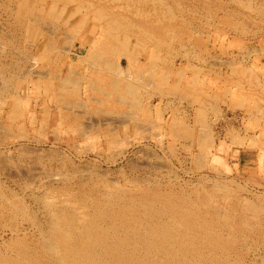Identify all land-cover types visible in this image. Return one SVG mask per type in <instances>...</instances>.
<instances>
[{
  "label": "rangeland",
  "instance_id": "1",
  "mask_svg": "<svg viewBox=\"0 0 264 264\" xmlns=\"http://www.w3.org/2000/svg\"><path fill=\"white\" fill-rule=\"evenodd\" d=\"M98 1L76 0L68 6L59 3L54 16L46 12L39 25L28 29L30 20L19 18L17 11L21 6L35 15V10L43 6L42 0H0V193L20 206L24 199L30 212L39 214L36 224L42 215L31 201L32 194L40 200L53 193L64 199L66 189L73 193L80 188L88 191L96 183L115 182L118 188L130 190L158 181L157 187L172 186L204 209L217 205L221 210L242 214L246 198L264 207V16L247 7H264V0H243L244 6L233 0H218L231 10L228 20L219 3L213 1ZM91 3L118 14L112 16L116 22L106 29L120 39L128 35L126 51L138 60L131 74L117 77L103 63L91 65L83 61L81 49L75 55L84 34L79 22L87 14L88 22L94 17ZM53 4L47 0L44 8L48 11ZM80 5V12L74 15ZM169 8L176 16L173 28L163 32L161 28L171 24ZM101 22L104 26L105 21ZM143 25L150 29L147 33L167 40L169 46L155 48L141 35ZM35 57L39 58L34 59L37 64L33 62ZM126 57H120V66L127 71ZM31 60L36 64L32 69ZM151 62L157 65L143 69ZM71 69L81 74V82L93 80L108 91L115 79L121 84L135 81L139 91L124 95L129 101L140 99L141 107H131L130 102L119 106L112 98L102 103L84 98L82 103L69 94L72 84L67 86L68 91L59 90ZM37 74L41 77H34ZM60 95L68 97L63 100ZM15 96L21 99L17 102ZM15 103L23 116L14 115ZM126 116L130 119L125 121ZM80 128H113L119 138L106 144L104 136H79ZM185 129L190 132L189 138L184 137ZM136 137H141L140 142L131 143L130 139ZM123 146L126 151L118 157V149ZM57 173L60 180L49 184L48 176L58 177ZM17 217L21 225L18 234L35 249L36 229L20 214ZM0 223H5L1 217ZM3 229L6 227L0 226V251L6 252L3 241L14 234ZM258 252L254 264H264V253Z\"/></svg>",
  "mask_w": 264,
  "mask_h": 264
},
{
  "label": "bare ground",
  "instance_id": "2",
  "mask_svg": "<svg viewBox=\"0 0 264 264\" xmlns=\"http://www.w3.org/2000/svg\"><path fill=\"white\" fill-rule=\"evenodd\" d=\"M51 1H53L54 4L52 8L47 11L44 8V4H46L47 0H42L43 6L35 10V15H30L20 6L17 11L18 17L28 18L31 22L28 29H31L39 25V20L44 13L47 12L50 16H54V10L57 4L62 3L68 6L76 2V0ZM151 1L165 4V0ZM193 1L198 2V0ZM205 1L219 3V10L224 13L223 17L227 20L229 19L227 13H230L231 10L224 7L223 2H218V0ZM233 1L240 6H244L243 0ZM101 2H103V0L98 1V3ZM91 7L94 16L93 19L88 22L89 18L87 14L86 17L79 22V27L83 28L84 34L83 40L75 55H77L78 51L80 52L81 49L83 61L86 60L89 64L94 66L103 63L109 68L110 73L112 72L117 77H125L124 74L126 73L127 75L131 74V71L137 66L138 60L135 61V57L133 55L131 56L126 51L130 44L128 35L120 39L119 35L110 34L108 31L112 27V23L116 22L113 20L112 16L118 14H115L113 10L109 8L105 9L103 6L96 7L95 3H91ZM247 7L250 11L252 10V12L264 16V7L257 6L256 8H251V4ZM61 10L63 11V9ZM80 10L81 5L77 7L74 15L80 12ZM232 11V13L239 14L236 10ZM167 13L171 20L169 21L171 24L162 27L161 31L163 32H165L164 29L171 30L173 28L172 20H174L176 16L171 8L167 10ZM101 21H105L104 26ZM146 25L142 26V31H140L141 35L147 37L155 48H160L163 45L169 46L167 40L158 39L152 36L151 33H147L150 29L147 28ZM106 26L109 29H106ZM152 28L156 31L159 30V27ZM50 32L52 31H49V33ZM64 36L66 37L67 35ZM28 37L30 38V36ZM117 41L119 45L115 43ZM63 47L64 46L61 48ZM66 52L67 51H65V53ZM121 56H127L126 58L129 59L127 71L120 66ZM36 57L33 58V62ZM28 58L30 57L28 56ZM33 62L31 60V69L34 64ZM150 65L151 66L145 65L143 69H150L157 64L151 62ZM63 67H65V65ZM17 68H19V66H17ZM34 70V72H38V70ZM46 70L47 69H45V71ZM181 73L182 75L184 74V72ZM73 74L75 75L73 76ZM79 74L80 73L77 72L76 69H71L62 80L59 90L68 91L67 86L72 84L73 88L69 91V94L77 97L82 103L84 102V98L86 100L94 99V101L97 100L99 103L105 102V100L108 101L112 98L119 106H127L128 104L126 103L130 102L131 107H141L140 99L132 98V101H129L124 95L125 92L134 95L139 91L135 81H123L124 83L121 84L120 80L115 79L111 82L112 89L108 91L101 87L99 83H96V81L87 80L86 82H81ZM58 75L59 74H57V76ZM34 77L39 78L41 75L37 74ZM195 80H197V78H195ZM4 82L6 83V81ZM4 87L7 88V84H5ZM67 97L68 96L60 95V99L63 100ZM15 99H17L18 102L21 98L15 96ZM71 107H73L72 104ZM19 112V106L15 103L13 113L15 116L24 115L23 112L20 114ZM127 118L128 116H126V119L124 118L125 121ZM171 124H174V120ZM100 130L104 132L102 133ZM99 131L101 133H99ZM115 132L116 130L113 128H108L107 130L103 128H80L77 134L85 137L97 135L96 137L98 138L104 136L106 144L111 145L115 143V139L119 138L116 137L117 134H115ZM182 132L184 137H190L189 130L185 129ZM203 136L206 138L208 135L205 134ZM203 136L202 138L204 139ZM140 138L141 137L130 139L131 143H139ZM244 138L242 137L243 141ZM243 141L239 142L241 143ZM254 142L253 140V143ZM119 149L117 153L118 157L124 155L126 147L123 146V148ZM55 151L60 152L59 150ZM96 152L102 155L100 151ZM204 157L206 158V156ZM57 174L58 177L51 176V178L48 176L50 178L48 180L49 184H54V180H60L59 176L61 178V175L59 173ZM64 179H62V181H64ZM155 182V185L143 189L128 188L130 190H126V188L122 187L118 188L115 186V182H112L114 185H101L100 183H96L94 186L90 187L88 191L80 188L79 192L73 193L68 192V189H66V198L64 199H58L53 193L49 196L46 194V197L44 196V199L40 200L37 199L36 194H32L31 201L39 206L38 211L42 215V220L39 224H36L39 214H37V211L30 212L31 209L29 208V204L24 199H22L23 205L20 206L7 195L0 193V217L5 220V223H0V226L6 227V229L2 230L3 232L9 231L11 234H14L10 239H7L9 240L8 242H6L7 240L3 241L6 252L0 251V264H254L256 262L257 253H259L258 251L262 250L264 253V207L260 206V203L250 202L248 198H246L247 200L244 202L242 214L221 210L220 206L217 205H211L208 209H204L203 205L190 199L185 193L176 191L174 187L168 185L164 186L165 188L161 186L157 187L156 185H159L160 182ZM49 191L46 190V192ZM11 193L13 194V192ZM212 197L210 199H212ZM224 200H227V197ZM215 204L217 203L215 202ZM18 214L22 216V219L31 223V226H34L37 231L36 236H38V242L36 243L37 246L35 249L32 245L27 244L24 238L18 234L21 230H19L21 225L16 221ZM22 231L24 232L25 229ZM255 246L258 249H256ZM7 251H12L13 254H9ZM261 259L264 261V257H261Z\"/></svg>",
  "mask_w": 264,
  "mask_h": 264
}]
</instances>
